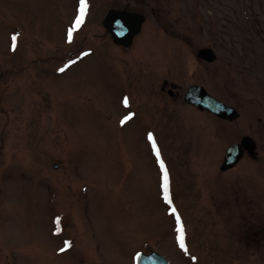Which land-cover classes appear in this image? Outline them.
Wrapping results in <instances>:
<instances>
[{
    "label": "rangeland",
    "instance_id": "374dc122",
    "mask_svg": "<svg viewBox=\"0 0 264 264\" xmlns=\"http://www.w3.org/2000/svg\"><path fill=\"white\" fill-rule=\"evenodd\" d=\"M126 5L146 16L129 49L102 24ZM81 7L0 0V264H264V0ZM194 84L238 119L186 102ZM247 135L257 158L221 171Z\"/></svg>",
    "mask_w": 264,
    "mask_h": 264
},
{
    "label": "water",
    "instance_id": "95a60500",
    "mask_svg": "<svg viewBox=\"0 0 264 264\" xmlns=\"http://www.w3.org/2000/svg\"><path fill=\"white\" fill-rule=\"evenodd\" d=\"M145 21L146 17L139 12H130L127 9H110L105 14L103 26L117 45L130 48L135 36L141 32ZM198 57L212 62L216 59V54L211 48H202L198 51ZM185 101L225 120L234 121L240 116L235 107L213 96L201 85H191L185 94ZM256 147V141L251 136H244L240 143H235L226 149L224 160L220 166L221 170L234 168L243 158L245 151L255 158ZM135 264H169V262L164 255L151 251L149 254L137 253Z\"/></svg>",
    "mask_w": 264,
    "mask_h": 264
},
{
    "label": "snow or ice",
    "instance_id": "6c2138e0",
    "mask_svg": "<svg viewBox=\"0 0 264 264\" xmlns=\"http://www.w3.org/2000/svg\"><path fill=\"white\" fill-rule=\"evenodd\" d=\"M82 18H83V0H82V7H81V16L77 20V25H79V23L81 22ZM69 35H71V34H69ZM125 103H127V101H125ZM164 180H165V183H164L165 199L168 200V194H167V174L166 173H165ZM168 202L170 203L171 201L169 200ZM173 211H175V210H173ZM179 231H180V237H179L180 246L183 248L184 247L183 229L181 228Z\"/></svg>",
    "mask_w": 264,
    "mask_h": 264
},
{
    "label": "flooded vegetation",
    "instance_id": "af4514ba",
    "mask_svg": "<svg viewBox=\"0 0 264 264\" xmlns=\"http://www.w3.org/2000/svg\"><path fill=\"white\" fill-rule=\"evenodd\" d=\"M168 81H165V84H164V87H166V86H170L171 88L169 89V91H168V93H169V95H171L172 97L174 96V97H176L177 95L175 94V92H174V90L175 89H178V86L177 85H175V84H170V83H167Z\"/></svg>",
    "mask_w": 264,
    "mask_h": 264
}]
</instances>
